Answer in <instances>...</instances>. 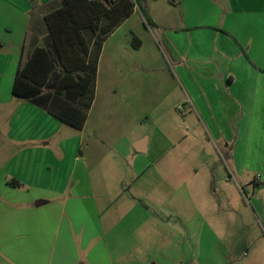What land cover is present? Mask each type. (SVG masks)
Returning <instances> with one entry per match:
<instances>
[{"label":"rangeland","instance_id":"374dc122","mask_svg":"<svg viewBox=\"0 0 264 264\" xmlns=\"http://www.w3.org/2000/svg\"><path fill=\"white\" fill-rule=\"evenodd\" d=\"M34 1L0 0V41H23L26 18L32 31L40 32L44 15L62 5ZM139 3L159 25L209 22L195 1ZM143 19L137 11L104 43L84 129L62 123L46 141L56 157L52 174L44 175L43 167L33 173L50 180L52 189L70 181L74 218L52 264H264V186L254 188L263 185L264 165L258 161L264 144L256 143L254 132H225L221 118L212 122L188 110L169 45H189L188 34L150 33ZM135 37L140 49L132 45ZM144 139L149 150L135 153V141ZM127 205L135 214L125 212ZM133 226L140 237L128 242L126 227ZM111 249L117 252L109 255Z\"/></svg>","mask_w":264,"mask_h":264},{"label":"crops","instance_id":"0c3cea01","mask_svg":"<svg viewBox=\"0 0 264 264\" xmlns=\"http://www.w3.org/2000/svg\"><path fill=\"white\" fill-rule=\"evenodd\" d=\"M24 1L32 3L31 0ZM194 1L202 6L197 12L205 14L203 18L209 20L205 25L194 23V26L184 28L159 25L147 9L150 23L139 9L133 15L137 11L141 13L150 33L166 29L173 37L188 34L189 45L185 47L179 42L169 43L185 102L191 104L188 110L193 113L195 110L196 114L211 118L212 122L221 118L225 132L243 128L250 134L254 132L256 143L264 144V0H191ZM3 4L15 11L12 4L5 1ZM26 20L31 21L30 18ZM29 23L24 29L23 41H0V264H52L59 239L68 233L74 218L68 204L71 196L67 185L69 179L67 183L62 182V188L52 189L50 180L43 175L33 176L42 167L44 175L52 174L48 171L53 167L52 163L56 164V157L51 154L46 141L61 130L63 122L13 95L20 61L28 57L32 44L44 45L46 26L35 32ZM162 39H165L164 35ZM40 143L44 145L40 146ZM148 144L149 139L135 141V153L147 152ZM79 154H83L82 147ZM259 159L258 162L264 165V155ZM13 182L21 186L11 185ZM260 186H264V179L263 185H254V188ZM75 195L82 196L78 192ZM144 209L149 211V208ZM125 212L135 214V207L127 205ZM99 217L102 218L101 214ZM96 224L95 229L102 235V226ZM118 226L111 227L110 234L114 238L118 237L114 231ZM134 228L126 227L128 242L140 237ZM102 245L94 251L96 255L104 249ZM115 252L111 249L109 255Z\"/></svg>","mask_w":264,"mask_h":264},{"label":"trees","instance_id":"16d2710c","mask_svg":"<svg viewBox=\"0 0 264 264\" xmlns=\"http://www.w3.org/2000/svg\"><path fill=\"white\" fill-rule=\"evenodd\" d=\"M35 2L34 0H31ZM140 0H61L45 15L44 45L32 44L15 74L13 95L82 130L95 97L104 43L139 9ZM136 49L142 42L132 41ZM11 185L20 187L18 182Z\"/></svg>","mask_w":264,"mask_h":264},{"label":"water","instance_id":"95a60500","mask_svg":"<svg viewBox=\"0 0 264 264\" xmlns=\"http://www.w3.org/2000/svg\"><path fill=\"white\" fill-rule=\"evenodd\" d=\"M138 149V148H137ZM139 150V149H138Z\"/></svg>","mask_w":264,"mask_h":264}]
</instances>
